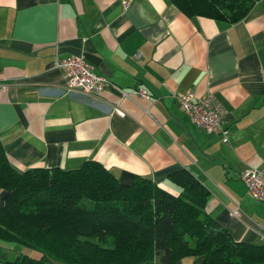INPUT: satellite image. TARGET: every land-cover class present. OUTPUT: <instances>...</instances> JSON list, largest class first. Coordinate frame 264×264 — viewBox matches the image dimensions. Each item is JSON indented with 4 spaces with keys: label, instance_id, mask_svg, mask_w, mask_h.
Returning a JSON list of instances; mask_svg holds the SVG:
<instances>
[{
    "label": "crops",
    "instance_id": "0c3cea01",
    "mask_svg": "<svg viewBox=\"0 0 264 264\" xmlns=\"http://www.w3.org/2000/svg\"><path fill=\"white\" fill-rule=\"evenodd\" d=\"M75 55L109 81L100 99L63 92L55 63ZM139 89L148 98L120 92ZM179 93L212 94L226 137L193 125ZM0 145L18 172L96 161L122 185L142 177L173 195L169 177L184 170L234 241L264 244V204L240 181L248 169L264 180V0L233 24L189 19L167 0H0Z\"/></svg>",
    "mask_w": 264,
    "mask_h": 264
},
{
    "label": "trees",
    "instance_id": "16d2710c",
    "mask_svg": "<svg viewBox=\"0 0 264 264\" xmlns=\"http://www.w3.org/2000/svg\"><path fill=\"white\" fill-rule=\"evenodd\" d=\"M187 18L243 20L254 0H167ZM173 195L150 179L122 185L96 161L79 169L16 171L0 145V243L19 252L0 264H264V244L234 241L205 212L208 192L184 170Z\"/></svg>",
    "mask_w": 264,
    "mask_h": 264
},
{
    "label": "built area",
    "instance_id": "2783aa9c",
    "mask_svg": "<svg viewBox=\"0 0 264 264\" xmlns=\"http://www.w3.org/2000/svg\"><path fill=\"white\" fill-rule=\"evenodd\" d=\"M123 8H128V3H123ZM57 68L63 71L66 84L63 92L67 95H81L94 99H100L109 81L102 75L96 73L93 67L85 60L83 55L68 57L55 63ZM122 97L133 96L148 98L146 91L139 89L132 93L121 90ZM181 110L189 117L197 128L207 133L221 134L226 137V131L222 129V117L224 108L212 95L196 97L193 93L173 94ZM117 108L114 109V111ZM248 196L264 204V180L262 174L256 169H248L240 174ZM238 209L231 212L232 217H238Z\"/></svg>",
    "mask_w": 264,
    "mask_h": 264
},
{
    "label": "rangeland",
    "instance_id": "374dc122",
    "mask_svg": "<svg viewBox=\"0 0 264 264\" xmlns=\"http://www.w3.org/2000/svg\"><path fill=\"white\" fill-rule=\"evenodd\" d=\"M11 245L13 247L17 246V247L21 248L22 250H25V252H28L27 254H29L32 257H40V253L36 252L35 250L27 249V248H24L22 246H18V245H15V244H11ZM13 254H14L13 251H5V252H2V253L0 252V261H5V258H7V257H8V259L9 258L14 259L15 256ZM11 255H12V257H11ZM53 263L59 264V263H56V262H53Z\"/></svg>",
    "mask_w": 264,
    "mask_h": 264
}]
</instances>
